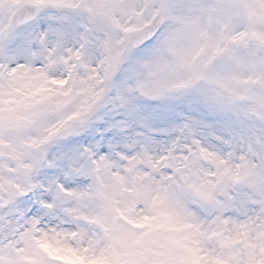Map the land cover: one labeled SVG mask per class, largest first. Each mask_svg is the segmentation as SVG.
I'll return each mask as SVG.
<instances>
[{
	"label": "snow or ice",
	"instance_id": "6c2138e0",
	"mask_svg": "<svg viewBox=\"0 0 264 264\" xmlns=\"http://www.w3.org/2000/svg\"><path fill=\"white\" fill-rule=\"evenodd\" d=\"M0 264H264V0H0Z\"/></svg>",
	"mask_w": 264,
	"mask_h": 264
}]
</instances>
